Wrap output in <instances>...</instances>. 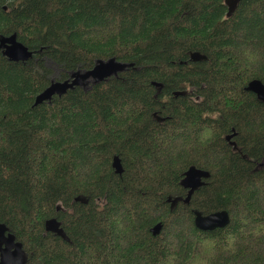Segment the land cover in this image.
Returning a JSON list of instances; mask_svg holds the SVG:
<instances>
[{"label": "trees", "instance_id": "trees-1", "mask_svg": "<svg viewBox=\"0 0 264 264\" xmlns=\"http://www.w3.org/2000/svg\"><path fill=\"white\" fill-rule=\"evenodd\" d=\"M227 10L225 0H0V43L13 35L31 50L12 60L0 48V223L22 243V264H264V101L245 88L264 82V0ZM195 50L207 59L190 61ZM110 59L124 68L34 103L55 68L64 80ZM152 81L195 84L201 99L161 103ZM233 126L237 150L223 137ZM192 164L210 175L171 208ZM194 209H227L230 221L202 230ZM53 216L69 240L45 229Z\"/></svg>", "mask_w": 264, "mask_h": 264}, {"label": "water", "instance_id": "water-1", "mask_svg": "<svg viewBox=\"0 0 264 264\" xmlns=\"http://www.w3.org/2000/svg\"><path fill=\"white\" fill-rule=\"evenodd\" d=\"M240 0H225L228 7L227 16H230L235 11ZM0 48H2L3 53L12 60H25L30 54L31 50L20 41H17L15 36L11 35L7 38H3L0 43ZM189 56L191 60L199 61L207 58L205 53L200 51H190ZM124 68V64L118 63L115 59L102 60L97 62L92 68L88 69L83 73L76 72L69 79L64 80H52L51 83L46 86L43 90L36 94L34 103H41L43 101L50 100L55 94L62 95L67 89L80 84L84 79H91L93 81H101L107 79L113 74H116L120 69ZM153 84H160L159 81H152ZM256 94L258 99L264 101V82L259 78H253L248 81L246 87ZM230 137V135L228 136ZM234 148H238L235 142ZM262 164V163H260ZM112 166L114 170L121 174L123 172V164L121 158L118 155L113 156ZM210 173L208 170L197 168L195 165H191L185 172L184 177L181 179V184L185 187H189L188 194L184 198V201H188L190 194L205 183L203 178L209 177ZM183 199L181 196L168 197V201H171V207H174L178 200ZM76 200H83L81 197H76ZM62 206L59 204L57 210ZM195 225L202 230L213 229L216 227H225L230 221V214L227 209L217 210L210 213H202L199 210H195ZM162 228V222L158 221L151 227L153 234L159 233ZM45 229L48 231L55 232L66 240H69L61 221L53 216L45 221ZM7 233V235H6ZM7 243L6 248H0V264H22L25 259V252L22 249V243L16 240L15 235L8 231V228L4 223H0V243ZM14 246L12 251L15 252V258L12 260L8 252Z\"/></svg>", "mask_w": 264, "mask_h": 264}, {"label": "flooded vegetation", "instance_id": "flooded-vegetation-1", "mask_svg": "<svg viewBox=\"0 0 264 264\" xmlns=\"http://www.w3.org/2000/svg\"><path fill=\"white\" fill-rule=\"evenodd\" d=\"M206 59L207 58L202 59V60H206ZM189 60L194 61V60L190 59V56H189ZM199 61H201V60H199ZM80 71H78V72H80ZM84 80H86V79H84ZM87 80H89V78H87ZM153 85L155 87L154 96L157 98V100H160L159 102H161V103L167 102L170 97H177L179 95H188L189 98L193 99V100H200L201 99V95L199 94L200 88L199 87L197 88L195 86V84H180L179 88L172 89V90H167L164 87V83H162V82H160V84H153ZM202 86H204V84H202ZM160 111H153L152 115L159 122H163L165 120V118L168 116L162 115L161 113L163 111H161V113H160ZM230 130L231 131H229V132L223 133V137H224V139L228 145L232 146L233 149L237 150L238 148H234V144H232V141L236 142L235 137L237 135V131L235 130L234 126L231 127ZM229 135H230V137H228ZM6 235H7V233H6ZM6 245H7V243L2 242V243H0V248L5 249Z\"/></svg>", "mask_w": 264, "mask_h": 264}, {"label": "bare ground", "instance_id": "bare-ground-1", "mask_svg": "<svg viewBox=\"0 0 264 264\" xmlns=\"http://www.w3.org/2000/svg\"><path fill=\"white\" fill-rule=\"evenodd\" d=\"M226 14H227V13H226ZM91 68H92V67H91ZM85 71H87V70H85ZM85 71H82V70H81L80 72H78V71H77V72H78V73H83V72H85ZM232 142H235V141H232ZM235 143H236V142H235ZM232 144H233V143H232ZM192 165H194V164H192ZM190 166H191V165H190ZM190 166H189V167H190ZM196 167H197V166H196ZM197 168H198V167H197ZM185 172H186V171H185ZM185 172H184V174H185ZM183 177H184V176H183ZM183 177H182V178H183ZM207 178H208V177H207ZM203 179H204V181H205L206 178H203ZM180 183H181V180H180ZM205 183H206V181H205ZM205 183H204V184H205ZM204 184H203V185H204ZM181 185H182V184H181ZM182 186L185 187L184 185H182ZM200 186H202V185H200ZM200 186H199V187H200ZM199 187H197L196 189H198ZM185 188H187V193H186V195H185L184 197L181 196L183 199H180V200H183V201H184V198L187 196V194H188V190H189V187H185ZM196 189H195V190H196ZM195 190H194V191H195ZM194 191H193V193H194ZM193 193L190 194V197H189V200L187 201V203L190 201V198H191V196H192ZM180 200H178V202H179ZM178 202H177V203H178ZM184 202H186V201H184ZM177 203H176V204H177ZM175 206H176V205H175ZM175 206H174V207H175ZM170 207H171V201H170ZM174 207H171V208H174ZM195 210H198V209H194V211H195ZM199 211H200V210H199ZM194 214H195V212H194ZM194 218H195V217H194ZM196 227H197V226H196ZM13 249H14V246H13V247L11 248V250L8 252L9 257H10L12 260L16 259V258H15V252L12 251ZM22 249H23V247H22Z\"/></svg>", "mask_w": 264, "mask_h": 264}, {"label": "rangeland", "instance_id": "rangeland-1", "mask_svg": "<svg viewBox=\"0 0 264 264\" xmlns=\"http://www.w3.org/2000/svg\"><path fill=\"white\" fill-rule=\"evenodd\" d=\"M58 72H59L58 69L55 68L54 72H53V79L52 80H56ZM84 81H88V80L87 79L86 80H82L80 84H84ZM86 86H87V84H85V87ZM193 264H204V260H201L200 263L194 262Z\"/></svg>", "mask_w": 264, "mask_h": 264}]
</instances>
